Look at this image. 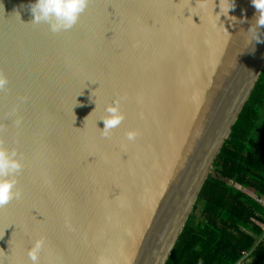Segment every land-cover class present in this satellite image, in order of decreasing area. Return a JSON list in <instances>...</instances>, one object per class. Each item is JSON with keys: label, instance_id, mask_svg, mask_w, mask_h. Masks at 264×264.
Segmentation results:
<instances>
[{"label": "water", "instance_id": "obj_1", "mask_svg": "<svg viewBox=\"0 0 264 264\" xmlns=\"http://www.w3.org/2000/svg\"><path fill=\"white\" fill-rule=\"evenodd\" d=\"M33 2L0 0V143L24 165L22 195L0 208V260L31 264L44 237L39 264H165L263 70L264 40L246 34L256 9L89 0L53 33ZM114 101L124 119L105 137Z\"/></svg>", "mask_w": 264, "mask_h": 264}, {"label": "trees", "instance_id": "obj_2", "mask_svg": "<svg viewBox=\"0 0 264 264\" xmlns=\"http://www.w3.org/2000/svg\"><path fill=\"white\" fill-rule=\"evenodd\" d=\"M256 198L264 199V67L165 264H240L244 251L252 252L243 264H264Z\"/></svg>", "mask_w": 264, "mask_h": 264}, {"label": "clouds", "instance_id": "obj_3", "mask_svg": "<svg viewBox=\"0 0 264 264\" xmlns=\"http://www.w3.org/2000/svg\"><path fill=\"white\" fill-rule=\"evenodd\" d=\"M88 3L89 0H34L29 6L34 17L32 23H46L53 33L67 31L76 25ZM251 4L256 9V13L250 27L246 31L247 40L248 42H261L264 40L261 38L260 33V30L264 29V0H251ZM234 7L235 0H221L218 18L220 19L221 14L228 16L229 11L234 9ZM229 19L235 21L236 17L231 16ZM8 83L7 76L0 72V91L5 90ZM105 113L99 120H102L104 124L101 129L102 134L107 137L111 130L121 124L124 114L120 110L119 101L108 104L105 108ZM86 119L87 117L85 121ZM136 136L137 132L135 130L126 132V137L130 141L134 140ZM23 167V162L18 157L17 152L15 150L10 151L0 143V208L13 199H19L22 195L16 187V175L22 171ZM44 248V237L34 241L27 253L31 264H39L40 255ZM0 264H3L2 260H0Z\"/></svg>", "mask_w": 264, "mask_h": 264}, {"label": "built area", "instance_id": "obj_4", "mask_svg": "<svg viewBox=\"0 0 264 264\" xmlns=\"http://www.w3.org/2000/svg\"><path fill=\"white\" fill-rule=\"evenodd\" d=\"M256 200L261 204V205H263L264 206V199H262V198H256ZM251 252L252 251H249V252H243L242 253V258L238 261V263H240V264H243V263H245V261L248 259L247 257L251 254Z\"/></svg>", "mask_w": 264, "mask_h": 264}, {"label": "rangeland", "instance_id": "obj_5", "mask_svg": "<svg viewBox=\"0 0 264 264\" xmlns=\"http://www.w3.org/2000/svg\"><path fill=\"white\" fill-rule=\"evenodd\" d=\"M247 194H249L250 196H253L254 194H253V192L251 191V190H249V189H245L244 190ZM195 211H197V210H195Z\"/></svg>", "mask_w": 264, "mask_h": 264}]
</instances>
